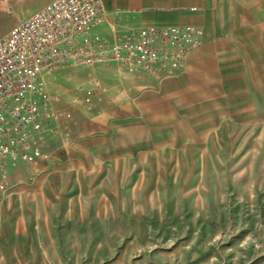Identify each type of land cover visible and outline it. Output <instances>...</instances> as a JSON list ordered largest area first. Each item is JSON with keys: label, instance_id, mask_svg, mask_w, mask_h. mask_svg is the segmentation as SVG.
Segmentation results:
<instances>
[{"label": "rangeland", "instance_id": "obj_1", "mask_svg": "<svg viewBox=\"0 0 264 264\" xmlns=\"http://www.w3.org/2000/svg\"><path fill=\"white\" fill-rule=\"evenodd\" d=\"M15 1L0 33L51 0ZM243 62L203 85L171 83L185 65L45 73L40 155L0 193V264H264V58Z\"/></svg>", "mask_w": 264, "mask_h": 264}, {"label": "built area", "instance_id": "obj_2", "mask_svg": "<svg viewBox=\"0 0 264 264\" xmlns=\"http://www.w3.org/2000/svg\"><path fill=\"white\" fill-rule=\"evenodd\" d=\"M0 10L12 11L9 0H0ZM119 13L106 10L101 0H51L0 37V193L9 190V163L40 155L42 121L51 117L45 73L69 64L168 72L182 69L200 46L202 28L196 24L100 33Z\"/></svg>", "mask_w": 264, "mask_h": 264}, {"label": "crops", "instance_id": "obj_3", "mask_svg": "<svg viewBox=\"0 0 264 264\" xmlns=\"http://www.w3.org/2000/svg\"><path fill=\"white\" fill-rule=\"evenodd\" d=\"M13 1L14 4H18V1L9 0L12 8ZM101 2L106 10L120 11L99 27L98 30L102 34L111 33V30L116 32L118 29L115 26L125 30L154 24L201 26L200 46L187 55L185 72L171 83L185 77L191 80L193 85L195 82L203 85L206 83L207 70L217 73L227 66L241 69L244 57L247 59L248 56L251 61L250 67H257L258 60L264 58V0H101ZM45 4L47 2L43 6ZM6 14L10 12L0 10V20ZM13 27L8 26L4 29L0 37ZM108 67L115 72L119 71L115 65L111 64Z\"/></svg>", "mask_w": 264, "mask_h": 264}, {"label": "bare ground", "instance_id": "obj_4", "mask_svg": "<svg viewBox=\"0 0 264 264\" xmlns=\"http://www.w3.org/2000/svg\"><path fill=\"white\" fill-rule=\"evenodd\" d=\"M4 6H6V4H4Z\"/></svg>", "mask_w": 264, "mask_h": 264}]
</instances>
